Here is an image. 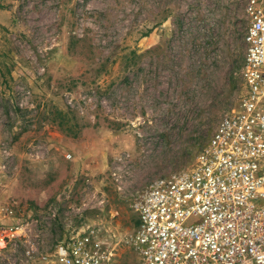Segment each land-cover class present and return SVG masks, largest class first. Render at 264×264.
Returning <instances> with one entry per match:
<instances>
[{
  "label": "rangeland",
  "instance_id": "1",
  "mask_svg": "<svg viewBox=\"0 0 264 264\" xmlns=\"http://www.w3.org/2000/svg\"><path fill=\"white\" fill-rule=\"evenodd\" d=\"M245 4L0 0V142L15 157L0 225L18 236L5 263L56 264L92 227L115 264H139L136 200L192 170L242 95ZM68 109L76 137L51 123Z\"/></svg>",
  "mask_w": 264,
  "mask_h": 264
},
{
  "label": "built area",
  "instance_id": "2",
  "mask_svg": "<svg viewBox=\"0 0 264 264\" xmlns=\"http://www.w3.org/2000/svg\"><path fill=\"white\" fill-rule=\"evenodd\" d=\"M244 13L237 107L218 123L192 170L155 180L136 200L130 241L139 264H264V0H246ZM14 164L0 142V189ZM17 238L0 225V264H9L5 249L18 247ZM115 251L114 242L87 227L59 243L54 257L56 264H115ZM24 253L30 258L33 250Z\"/></svg>",
  "mask_w": 264,
  "mask_h": 264
},
{
  "label": "trees",
  "instance_id": "3",
  "mask_svg": "<svg viewBox=\"0 0 264 264\" xmlns=\"http://www.w3.org/2000/svg\"><path fill=\"white\" fill-rule=\"evenodd\" d=\"M51 123L56 124L61 130L65 131L72 137H76L85 127L80 124L79 120L69 109L67 111L54 110Z\"/></svg>",
  "mask_w": 264,
  "mask_h": 264
}]
</instances>
